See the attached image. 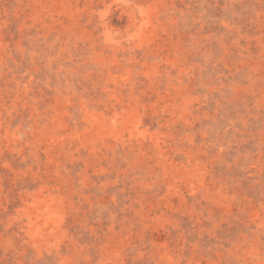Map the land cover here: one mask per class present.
Masks as SVG:
<instances>
[{"label": "rangeland", "instance_id": "rangeland-1", "mask_svg": "<svg viewBox=\"0 0 264 264\" xmlns=\"http://www.w3.org/2000/svg\"><path fill=\"white\" fill-rule=\"evenodd\" d=\"M0 264H264V0H0Z\"/></svg>", "mask_w": 264, "mask_h": 264}]
</instances>
